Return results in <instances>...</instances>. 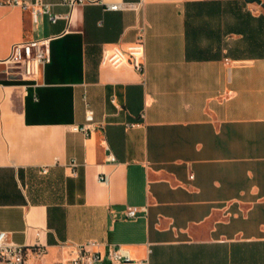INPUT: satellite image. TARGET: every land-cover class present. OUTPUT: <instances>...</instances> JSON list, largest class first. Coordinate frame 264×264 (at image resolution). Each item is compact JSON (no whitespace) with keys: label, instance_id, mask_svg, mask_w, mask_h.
I'll use <instances>...</instances> for the list:
<instances>
[{"label":"crops","instance_id":"0c3cea01","mask_svg":"<svg viewBox=\"0 0 264 264\" xmlns=\"http://www.w3.org/2000/svg\"><path fill=\"white\" fill-rule=\"evenodd\" d=\"M22 1L0 4V59L50 37L35 78L0 63V230L44 246L26 264L88 240L131 258L95 264H264V0ZM141 28L142 71L100 63Z\"/></svg>","mask_w":264,"mask_h":264},{"label":"built area","instance_id":"2783aa9c","mask_svg":"<svg viewBox=\"0 0 264 264\" xmlns=\"http://www.w3.org/2000/svg\"><path fill=\"white\" fill-rule=\"evenodd\" d=\"M76 0H69L73 4ZM82 1V0H78ZM0 4L19 5L22 8H28V4L22 0H0ZM108 9L129 8L132 4L127 1L105 3ZM32 15L38 12L47 13L51 22H55L60 17L59 14L50 10L47 4L36 2L31 7ZM49 42L50 37L38 39H27L17 41L11 44L9 55L6 58L0 59L1 64L15 66L18 74L22 78H35L42 65L49 59ZM144 60V28L138 32L137 38L125 46L112 45L103 47L100 54V63L111 66H117L127 62L137 71L143 70ZM93 113L87 108L85 112V121L81 124L74 125L75 130L83 133H88L93 127ZM112 159V157H110ZM76 163L71 161L69 167L74 172ZM41 172H47V167L43 166ZM192 175H190L191 177ZM101 180L105 176H99ZM137 211L136 207H128L126 214L133 217ZM97 243L94 240L86 242L67 244L69 257L65 260L56 261L54 264H95V263H122L131 260L126 248L118 244H108L104 250L93 248ZM61 245H65L62 243ZM45 252V248L40 243L19 244L11 241L6 230H0V264H26L27 258L33 256L41 257Z\"/></svg>","mask_w":264,"mask_h":264}]
</instances>
